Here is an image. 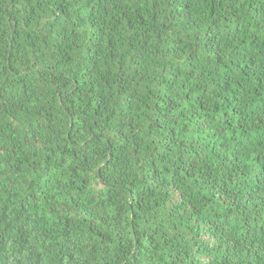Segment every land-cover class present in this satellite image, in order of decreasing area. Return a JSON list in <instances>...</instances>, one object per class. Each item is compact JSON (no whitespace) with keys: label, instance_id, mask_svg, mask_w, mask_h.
Instances as JSON below:
<instances>
[{"label":"trees","instance_id":"trees-1","mask_svg":"<svg viewBox=\"0 0 264 264\" xmlns=\"http://www.w3.org/2000/svg\"><path fill=\"white\" fill-rule=\"evenodd\" d=\"M0 264H264V0H0Z\"/></svg>","mask_w":264,"mask_h":264}]
</instances>
